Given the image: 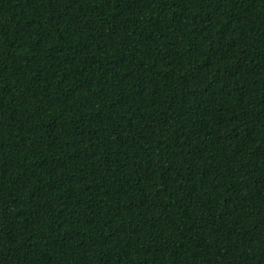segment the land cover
<instances>
[{"label": "trees", "instance_id": "trees-1", "mask_svg": "<svg viewBox=\"0 0 264 264\" xmlns=\"http://www.w3.org/2000/svg\"><path fill=\"white\" fill-rule=\"evenodd\" d=\"M0 264H264V0H0Z\"/></svg>", "mask_w": 264, "mask_h": 264}]
</instances>
